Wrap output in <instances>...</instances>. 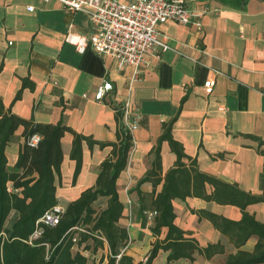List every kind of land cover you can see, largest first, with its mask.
<instances>
[{"label":"crops","instance_id":"obj_1","mask_svg":"<svg viewBox=\"0 0 264 264\" xmlns=\"http://www.w3.org/2000/svg\"><path fill=\"white\" fill-rule=\"evenodd\" d=\"M235 2L237 5L231 6L220 0H186L188 9H204L200 30L172 21L157 25L173 50L163 52L158 60L149 57L140 78L127 89L129 66L118 68L112 57L99 56L90 46L78 53L64 40L67 30L89 35L92 29L85 13H70L55 0H0V101L4 110L36 122L59 121L76 133L115 142L113 107L122 112L127 103L136 128L131 131L132 145L115 185L123 204L117 225L127 232L129 244L124 253L133 263L143 262L152 242L162 239L166 232L162 227L158 236L153 235L149 231L152 222L141 224L137 219L139 197L148 204L152 187L147 181L135 187L149 168L156 147L161 176L174 164L175 155L167 141L157 142L163 123L173 118L170 135L185 155L195 159L199 171L236 183L251 193L264 189V155L257 153L256 141L244 136H258L263 140L259 148L264 149V0ZM28 6L32 10L28 11ZM21 78H28L33 88H23L19 99L12 101ZM207 80L211 84L204 87ZM103 81H108L112 90L109 97L97 102L92 93ZM21 130L18 127L14 131L4 149L9 167L17 158ZM71 140L69 132L60 139V174L54 180L56 203L62 208L94 184L99 163L110 151V146L88 147L81 140L80 166L72 180L75 163L69 157ZM161 185L162 181L154 193ZM206 190L210 188L206 186ZM125 195L131 201L129 224ZM105 203L106 197L100 196L92 205L102 209ZM171 204L173 223L185 232V237L194 238L199 246L219 242L224 253L209 259L194 254L192 261L178 258L169 264H224L226 254L236 249L208 220L198 219L190 210L203 209L237 220L239 209L197 197L173 199ZM245 211L264 223V203L249 204ZM100 239L102 245L95 249L88 240L74 245L72 251L84 257L88 252L95 254L93 264H106L108 249L105 240ZM255 239L250 236L240 249L250 250ZM166 255L167 251L159 250L152 264L159 256L166 264Z\"/></svg>","mask_w":264,"mask_h":264},{"label":"trees","instance_id":"obj_2","mask_svg":"<svg viewBox=\"0 0 264 264\" xmlns=\"http://www.w3.org/2000/svg\"><path fill=\"white\" fill-rule=\"evenodd\" d=\"M220 1L231 6L238 3L235 0ZM23 88L32 89L33 83L28 78H21L20 87L12 101L19 99ZM113 108L117 123L116 141L107 142L76 133L59 121L43 123L36 122L31 117L22 118L8 109L4 110L0 101V264H85L86 257L78 251H72V247L90 240L95 249L102 245L100 237L105 240L108 249L106 264H152V259L159 250L167 251L166 264L178 258L192 261L194 254L209 259L215 254L224 253V247L219 242L199 246L194 238L185 237V232L173 223L171 201L184 200L186 197H197L239 209L240 217L237 220L203 209L190 210L198 219L208 220L236 249L234 253L226 254L224 264L264 263V223L245 211L249 204L264 203V189L260 193H251L240 189L236 183L199 171L195 159L185 155L180 143L170 135L173 118L162 124V133L157 139V142L167 141L170 151L175 155L173 166L161 176L160 157L156 147L152 151L149 168L135 185L137 187L139 183L147 181L152 187L148 204L145 205L139 197L137 219L144 224L142 210H154L149 231L158 236L160 229L164 227L166 232L162 239L152 242L143 262L133 263L130 256L124 251L120 252L128 237L125 228L117 225L122 217L123 204L118 198L115 181L125 167L132 141L131 134L121 122L122 112ZM18 127L22 128V142L14 164L9 167L4 149ZM65 132L72 135L69 154L75 163L72 180L80 166L81 140L88 147L94 144L99 148L110 146L109 154L99 163L94 184L66 203L57 224L43 226L38 236L29 239L34 231L35 221L44 210L56 203L54 180L59 179L62 159L60 139ZM33 136L36 140L31 143ZM244 136L256 141L257 153L264 155V149L259 148L263 140L251 134ZM160 181L161 188L154 193V188ZM206 186L210 188L209 191ZM100 196L106 197L105 207L96 209L92 204ZM75 227L81 229L76 230ZM250 236L256 238L252 248L240 249ZM84 246L88 248V245Z\"/></svg>","mask_w":264,"mask_h":264},{"label":"built area","instance_id":"obj_3","mask_svg":"<svg viewBox=\"0 0 264 264\" xmlns=\"http://www.w3.org/2000/svg\"><path fill=\"white\" fill-rule=\"evenodd\" d=\"M48 1V0H43ZM61 7L70 12L81 11L86 14L91 32L88 36L76 34L67 30L64 40L72 44L75 51L82 53L87 46L99 56H110L114 59L118 68L129 66L126 87L137 81L144 68L149 64V57L157 60L161 54L173 48L168 44L167 36L161 33L156 26L166 21H172L179 25L193 26L195 30L201 28L202 10L188 9L186 0H55ZM28 11L31 6L26 7ZM70 28V25L67 27ZM209 80L203 82L204 87H209ZM112 87L108 81H103L95 87L92 93L93 100L104 101L110 96ZM82 94V97H85ZM122 124L131 134L136 128V121L130 120V111L127 103H124L122 111ZM36 138L30 139L34 143ZM127 223L131 218V201L125 195ZM63 208L55 203L48 207L35 221V228L31 236H38L43 226L57 224ZM155 211L142 210L146 222H151ZM129 244L127 238L120 252ZM118 257V255L116 256Z\"/></svg>","mask_w":264,"mask_h":264},{"label":"rangeland","instance_id":"obj_4","mask_svg":"<svg viewBox=\"0 0 264 264\" xmlns=\"http://www.w3.org/2000/svg\"><path fill=\"white\" fill-rule=\"evenodd\" d=\"M87 258V264H93L94 263V260L93 259H96L95 257V254L94 256H92V254H90L89 252L86 253V256ZM98 257V256H97ZM153 264H163L162 262V256H159L157 260H155V262Z\"/></svg>","mask_w":264,"mask_h":264}]
</instances>
